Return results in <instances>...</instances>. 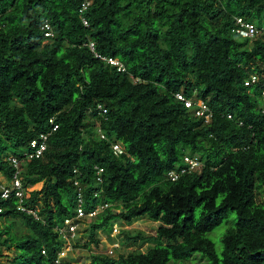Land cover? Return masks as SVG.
<instances>
[{
	"label": "trees",
	"instance_id": "16d2710c",
	"mask_svg": "<svg viewBox=\"0 0 264 264\" xmlns=\"http://www.w3.org/2000/svg\"><path fill=\"white\" fill-rule=\"evenodd\" d=\"M79 2L0 0L5 181L15 171L8 158H21L33 138L51 129V118L57 124L43 157L22 163L24 186L41 184L22 200L38 218L17 210L12 193L0 197V219L10 220L0 226V264L11 247L14 264H54L65 247L54 225L73 215V169L87 210L110 204L86 221L95 248L97 233L108 234L114 222H160L154 235L122 230L134 250L117 257L96 252L87 264H180L193 253L205 264H264V205L257 200L264 187V101L260 86L244 85L252 66L264 69V39L233 31L237 16L264 25V0H92L83 14L88 26ZM45 20L53 32L47 41ZM90 40L124 70L96 58ZM176 93L206 101L210 121ZM115 141L125 153L113 154ZM184 155L197 156L199 170L169 180L168 171L185 166ZM94 166L103 169L101 183ZM230 211L235 221L218 253L207 234ZM15 219L26 233L13 229ZM147 242L153 244L139 250Z\"/></svg>",
	"mask_w": 264,
	"mask_h": 264
},
{
	"label": "built area",
	"instance_id": "2783aa9c",
	"mask_svg": "<svg viewBox=\"0 0 264 264\" xmlns=\"http://www.w3.org/2000/svg\"><path fill=\"white\" fill-rule=\"evenodd\" d=\"M91 3L92 0H80L79 2L78 13L80 14V18L84 26H88V21L83 14L91 5ZM41 29L43 30V34L46 38V41L47 39L53 37L52 27L47 20L44 21ZM233 31L242 38H249L252 40L257 37H260L264 39V25H257L256 23L246 20L243 17H235V27ZM87 45L90 51L94 53V56L96 58L116 66L117 70H124L122 63L119 62L117 59L105 57L98 54L95 51L93 41L90 40ZM251 68L253 70L249 71L248 77H246L244 81V85L246 87H252L254 85L260 86V95L264 101V69L259 71L257 69H254L253 66ZM175 97L180 100L184 104V106L191 111V113H193L196 117L201 118L203 123H208L210 121L212 112L208 107L206 101L195 98L194 96L186 97L181 93H176ZM98 108H100V106H98ZM103 112H105V109H103ZM227 117L229 118L230 115L228 114ZM50 123L52 124L51 129L47 132H40L35 138H33L28 143V146L26 150L22 153L21 158H17L16 156H10L8 158L11 166L15 169V171L13 172V175L9 181H4L3 183H0V197L6 199L12 193L17 199L16 209L31 214L36 219L38 218L37 210L25 207L22 203L27 187L24 186L20 173L23 162L31 160L33 158L43 157L44 151L48 148L49 136L51 135L52 131L57 129V124H53V118L50 119ZM99 136L102 139L106 138L103 133H100ZM110 148L114 155L118 156L125 153V149L119 141L112 142L110 144ZM183 161L185 163V166H182L178 171L172 169L167 172L166 177L169 180L175 181L184 173L199 170L201 165L200 161L195 155H184ZM94 171L96 182L101 183L103 169L101 167L94 166ZM72 172V185L76 191L75 205L73 208L72 216H66L62 219L61 222L54 225V230L58 233L60 239L65 243V247L61 250H58L57 256L53 261L54 264H59L61 261H63V258L68 253V250L72 249V246L75 245L73 242L77 239L79 234H84L85 228L87 226L86 219H92L98 213L110 206L109 203H103L98 204L92 209L87 210V208H85L86 199L84 194V184L78 178L80 173L77 171V169H73ZM94 196H97L96 191L94 192ZM82 223L83 226H81ZM124 225L126 226V224ZM122 229V224L114 222L110 230V235L113 237H117L119 234H121ZM116 241L114 240V243L109 246L107 253H105L106 255L113 256L115 250L120 246L119 241Z\"/></svg>",
	"mask_w": 264,
	"mask_h": 264
},
{
	"label": "rangeland",
	"instance_id": "374dc122",
	"mask_svg": "<svg viewBox=\"0 0 264 264\" xmlns=\"http://www.w3.org/2000/svg\"><path fill=\"white\" fill-rule=\"evenodd\" d=\"M4 177L0 174V183H3ZM40 183H37L35 185H28L26 186L27 189H33L40 187ZM257 200L259 203L264 205V187L260 186L257 190ZM219 201V199H218ZM201 208L198 207L194 211V217L197 219L199 217ZM88 219H86L87 221ZM235 221V212L230 211L228 216L222 221L220 225H218L215 229H213L211 232L207 234V236L213 241L215 249L218 253H220L222 249L221 244V236L225 233V231L232 227ZM9 221H5L4 219H0V226L9 223ZM14 227L13 229L16 230L17 233H26L27 230L25 227L21 224L20 220L15 219L14 220ZM160 224V222H154L151 221L145 217L140 218L130 225H124L122 230H127L131 232L141 231L146 234H155V228ZM85 225V223H84ZM87 225V223H86ZM83 226V223L81 224ZM111 232L108 234L102 233L99 231L97 233V238L99 239L100 246L99 248H95L92 243H89L88 241V234L85 231L84 234L81 233L77 237V239L73 242L75 245L72 246V249L68 250V253L63 258L64 260H67L68 258H71L73 263L75 264H87L90 261V256L93 253L100 252V253H107V250L112 243H114V240H118L120 243V246L115 250L113 256L117 257L118 254L126 255L129 251L134 250L136 247L130 245L127 242H123L122 234H119L117 237H113L110 235ZM116 238V239H115ZM117 242V241H116ZM152 242H147L139 246V250L142 252H145L149 245H152ZM14 247H11L9 249H3V253L5 256L2 258L3 264H14L12 261V257L14 255ZM206 260L204 257H201L200 253H193L192 256L186 260L179 261L180 264H205Z\"/></svg>",
	"mask_w": 264,
	"mask_h": 264
}]
</instances>
